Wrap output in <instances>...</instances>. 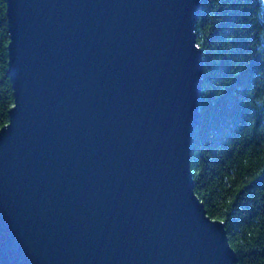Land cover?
I'll return each instance as SVG.
<instances>
[{
    "label": "water",
    "instance_id": "95a60500",
    "mask_svg": "<svg viewBox=\"0 0 264 264\" xmlns=\"http://www.w3.org/2000/svg\"><path fill=\"white\" fill-rule=\"evenodd\" d=\"M200 0H6L0 264H235L194 192Z\"/></svg>",
    "mask_w": 264,
    "mask_h": 264
},
{
    "label": "trees",
    "instance_id": "16d2710c",
    "mask_svg": "<svg viewBox=\"0 0 264 264\" xmlns=\"http://www.w3.org/2000/svg\"><path fill=\"white\" fill-rule=\"evenodd\" d=\"M201 121L192 136L194 192L224 222L235 264H264V3L200 0ZM6 0H0V128L13 104Z\"/></svg>",
    "mask_w": 264,
    "mask_h": 264
},
{
    "label": "clouds",
    "instance_id": "9594fccd",
    "mask_svg": "<svg viewBox=\"0 0 264 264\" xmlns=\"http://www.w3.org/2000/svg\"><path fill=\"white\" fill-rule=\"evenodd\" d=\"M262 3H264V0H262Z\"/></svg>",
    "mask_w": 264,
    "mask_h": 264
}]
</instances>
